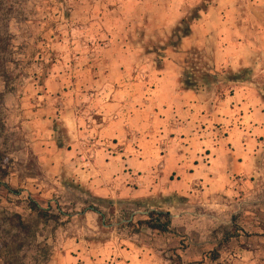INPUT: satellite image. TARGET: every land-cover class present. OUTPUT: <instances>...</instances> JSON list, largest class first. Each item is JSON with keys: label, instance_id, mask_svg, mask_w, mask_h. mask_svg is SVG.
<instances>
[{"label": "rangeland", "instance_id": "obj_1", "mask_svg": "<svg viewBox=\"0 0 264 264\" xmlns=\"http://www.w3.org/2000/svg\"><path fill=\"white\" fill-rule=\"evenodd\" d=\"M197 9L200 17L191 28L202 30L204 16L213 10L258 13L264 3L0 0V249L9 228L5 216L29 214L32 197L64 216L53 233L48 230L39 238H48V262L32 248L20 253L21 264H37L38 256L40 264H51L71 239L98 246L112 239L126 246L122 241L131 240L132 246L154 255L157 264H264V122L252 136V165L233 180L230 193L163 205L169 218L161 220L171 222L166 233L140 226L150 215L146 209L117 206L113 211L76 183L50 179L30 147L40 131L42 136L55 132L54 138L63 142L66 120L97 118V103L112 91L113 78L135 81L149 67L161 68L165 59L175 58L180 43L174 32L179 27L185 32L188 26H180L182 20ZM213 35L217 50L222 39ZM198 38L201 45L183 57L188 78L194 87L207 84L225 93L231 86L230 71L216 70L214 50L205 46L202 31ZM256 76L254 71L242 72L249 81ZM256 81L264 90V76ZM262 102L264 108V95ZM131 222L135 226H128ZM0 254V264H13L4 251Z\"/></svg>", "mask_w": 264, "mask_h": 264}, {"label": "crops", "instance_id": "obj_2", "mask_svg": "<svg viewBox=\"0 0 264 264\" xmlns=\"http://www.w3.org/2000/svg\"><path fill=\"white\" fill-rule=\"evenodd\" d=\"M204 17L202 30L192 27L180 53L161 68L153 65L135 81L113 78L110 94L97 100V118L66 120L63 142L55 132L40 131L30 147L50 179L74 182L102 200L152 205L230 193L233 180L252 165V136L264 122V90L256 81L264 76V11L213 10ZM201 31L217 71L250 70L257 76L234 81L229 74L225 93L207 84L186 89L183 57L201 45ZM213 34L222 39L217 50ZM118 241L98 246L71 239L51 264H157L131 240L122 241L126 246Z\"/></svg>", "mask_w": 264, "mask_h": 264}, {"label": "trees", "instance_id": "obj_3", "mask_svg": "<svg viewBox=\"0 0 264 264\" xmlns=\"http://www.w3.org/2000/svg\"><path fill=\"white\" fill-rule=\"evenodd\" d=\"M200 17V10L197 9L193 12V16L190 18L183 19L180 26L185 25L188 26L184 31L179 28L176 29L174 32L178 34L177 40L179 43L184 38H187L191 35V24L196 21L197 18ZM2 45L0 44V48ZM1 52V51H0ZM4 70V66L1 63L0 58V74ZM233 77L234 81H240L243 79L242 72L239 74H230ZM183 85L186 89H191L194 87V84L191 78H187ZM195 88V87H194ZM1 187V185H0ZM79 187V186H78ZM89 192V191H88ZM90 193V192H89ZM17 195V192H14ZM92 195V194H91ZM93 196V195H92ZM94 197V196H93ZM95 199L99 200L102 203H107L110 208L114 209L117 206L122 207L124 210L133 211L136 209H146L147 211L150 210V207L155 206L158 208L161 213L153 211L147 218V220L141 221L140 226H146L148 229L153 231H158L161 233H166L170 230L171 222H162V218H169V214L163 213V205L167 207H173L177 201L180 203L185 201L184 198H173L171 200L162 201L159 204L152 205V202L148 201H139V202H119L114 200H102L99 198L94 197ZM94 209V208H93ZM95 211H99L95 209ZM29 214H7L4 219V223L8 225V230H6L5 238H2L1 244L2 247L0 252L6 254L9 259L12 261L13 264H21V259L19 258L20 253L25 250H29L32 248H37L39 250L40 255L43 256V260L47 263L50 259V251L49 245L47 243V237H45L44 241H39V238L44 236L46 231L50 230V233H53L59 226L61 222V218L64 216V213L60 212L59 214L53 213V208L49 206L48 208L42 207L34 198L28 199V212ZM128 226H135L134 222L128 224ZM1 255V254H0ZM41 256H38L35 261L37 264H40Z\"/></svg>", "mask_w": 264, "mask_h": 264}, {"label": "water", "instance_id": "obj_4", "mask_svg": "<svg viewBox=\"0 0 264 264\" xmlns=\"http://www.w3.org/2000/svg\"><path fill=\"white\" fill-rule=\"evenodd\" d=\"M150 213H151V211L146 212L145 214H146V215H149ZM135 215H136V214H133V215H132L131 221L134 219Z\"/></svg>", "mask_w": 264, "mask_h": 264}]
</instances>
